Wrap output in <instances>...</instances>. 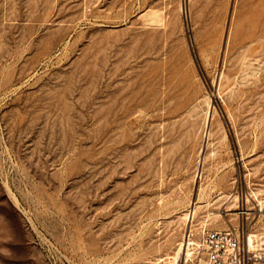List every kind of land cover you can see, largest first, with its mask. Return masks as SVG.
I'll list each match as a JSON object with an SVG mask.
<instances>
[{
  "label": "rangeland",
  "instance_id": "obj_1",
  "mask_svg": "<svg viewBox=\"0 0 264 264\" xmlns=\"http://www.w3.org/2000/svg\"><path fill=\"white\" fill-rule=\"evenodd\" d=\"M242 224L264 250V0H0V264Z\"/></svg>",
  "mask_w": 264,
  "mask_h": 264
},
{
  "label": "built area",
  "instance_id": "obj_2",
  "mask_svg": "<svg viewBox=\"0 0 264 264\" xmlns=\"http://www.w3.org/2000/svg\"><path fill=\"white\" fill-rule=\"evenodd\" d=\"M248 225L204 231L190 246L184 264H263V242ZM254 236V237H252Z\"/></svg>",
  "mask_w": 264,
  "mask_h": 264
},
{
  "label": "bare ground",
  "instance_id": "obj_3",
  "mask_svg": "<svg viewBox=\"0 0 264 264\" xmlns=\"http://www.w3.org/2000/svg\"><path fill=\"white\" fill-rule=\"evenodd\" d=\"M214 116H215V114L213 112H211L210 114H207L206 119H205V127L207 129V132H206V135H205V141H204L205 142V145H204V147L205 146L207 147V143H208V141H209V139L211 137V133L209 131V128L211 127L212 120L214 119L213 118ZM204 147H203V149H204ZM204 150L203 151H200L201 152L200 154L202 155V159H203V155L205 154L204 153ZM200 158H201V156H200ZM203 162L204 161L200 162V169L197 168V169H199V171H198V178H203V174H202V171H203ZM226 196H228V195H226ZM190 212H191V214H186L185 215V217L187 219L189 218V220H191V218L193 217V215H195V213H196V207L192 211H190ZM215 220H217V217L215 218ZM252 237H254V236H252ZM255 237L258 238L257 235ZM183 240L184 241L180 242V244H179V246H178V248H177V250L175 252L174 260H175L176 264H179L180 263V260L183 258V256L185 258V255L187 256V254H189V252H190V249L189 248H190V246L192 244H194V242L192 241V239L190 238L189 235H187Z\"/></svg>",
  "mask_w": 264,
  "mask_h": 264
}]
</instances>
